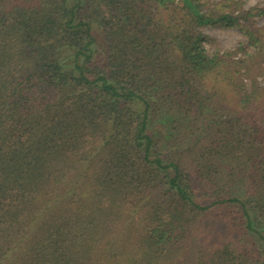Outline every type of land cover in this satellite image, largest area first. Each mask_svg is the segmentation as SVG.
Here are the masks:
<instances>
[{
  "label": "trees",
  "instance_id": "obj_1",
  "mask_svg": "<svg viewBox=\"0 0 264 264\" xmlns=\"http://www.w3.org/2000/svg\"><path fill=\"white\" fill-rule=\"evenodd\" d=\"M258 17L0 0V264H264Z\"/></svg>",
  "mask_w": 264,
  "mask_h": 264
},
{
  "label": "rangeland",
  "instance_id": "obj_2",
  "mask_svg": "<svg viewBox=\"0 0 264 264\" xmlns=\"http://www.w3.org/2000/svg\"><path fill=\"white\" fill-rule=\"evenodd\" d=\"M210 3L216 2L219 0H208ZM243 7L248 8L251 6H264V0H242ZM256 23L259 26L264 27V17L256 18ZM201 31L215 39L221 49H230L233 48L239 41L244 39L242 33L236 28H217L212 26H205Z\"/></svg>",
  "mask_w": 264,
  "mask_h": 264
}]
</instances>
